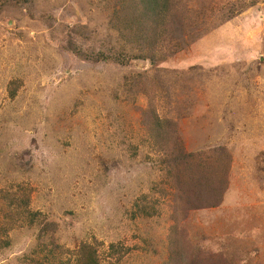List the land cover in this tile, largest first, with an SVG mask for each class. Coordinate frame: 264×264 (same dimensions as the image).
I'll list each match as a JSON object with an SVG mask.
<instances>
[{
  "label": "rangeland",
  "instance_id": "rangeland-1",
  "mask_svg": "<svg viewBox=\"0 0 264 264\" xmlns=\"http://www.w3.org/2000/svg\"><path fill=\"white\" fill-rule=\"evenodd\" d=\"M119 1L0 0V264L42 255L38 226L10 223L12 196L55 225L66 258L86 243L97 264H264V0H171L182 50L79 59L69 42L119 47ZM151 111L164 125L148 133ZM165 129L228 168L221 188L187 202L157 147Z\"/></svg>",
  "mask_w": 264,
  "mask_h": 264
},
{
  "label": "trees",
  "instance_id": "trees-1",
  "mask_svg": "<svg viewBox=\"0 0 264 264\" xmlns=\"http://www.w3.org/2000/svg\"><path fill=\"white\" fill-rule=\"evenodd\" d=\"M18 1L23 4L28 3V0ZM119 3L120 20L118 23L111 21L113 23L111 29L117 33L119 47L113 46L108 50L95 52L76 45L73 46L69 42L72 53L79 59L117 65H127L133 59L156 63L182 50L185 26L183 21L179 19L181 12L176 10L177 4L172 5L171 0H121ZM9 93L12 98L15 90L11 89ZM145 93L147 94V92ZM147 117L151 118L147 129L148 133L156 132L164 125V121L159 119L153 111ZM169 127V135L172 134L175 137V128ZM167 135L168 132L165 129L163 134L159 135V137H164V140L157 142V147L162 150L164 169L169 172L170 181L178 191L183 187L186 190L182 189V192H188L186 198L188 203L196 202L193 200H198V195L208 191L207 189H201L203 187H209L210 192L214 188H221V184L215 186L214 183L216 181H226L228 168L219 166L218 158L211 159L205 153H186L177 137L172 140V143ZM210 154H215L216 157L217 154L226 157L221 148L213 150ZM8 205L12 211L8 215L11 224L18 222L20 225H28L29 227L38 226L37 244L42 255L41 257L39 255L31 258L29 264H97L98 257L95 250L86 243H81L73 251L74 257L72 259L69 256L66 258L64 254L68 253L69 250H63L61 246L55 244L53 239L55 225L45 222L43 218L38 220V217L42 216L38 212H30L24 209L26 198L15 205L12 196V201H9ZM147 210L150 209L144 208L142 210L145 215L153 213ZM8 230L4 227V234ZM49 232H52L51 237L49 242H45V235ZM4 245H7V243ZM109 249L116 250V247L110 246Z\"/></svg>",
  "mask_w": 264,
  "mask_h": 264
}]
</instances>
